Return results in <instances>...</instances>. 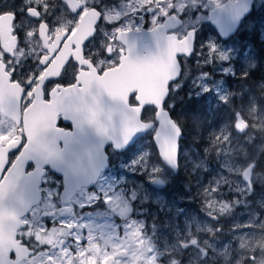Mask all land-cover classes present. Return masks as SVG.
Returning a JSON list of instances; mask_svg holds the SVG:
<instances>
[{
	"label": "rangeland",
	"instance_id": "obj_1",
	"mask_svg": "<svg viewBox=\"0 0 264 264\" xmlns=\"http://www.w3.org/2000/svg\"><path fill=\"white\" fill-rule=\"evenodd\" d=\"M229 1L235 0H182L178 7L158 9L166 16L173 12L183 18V28L178 31L182 37L200 30L195 53L166 104L190 129L180 140L178 173L159 158L152 140L155 132L150 133L128 163L121 165L122 175L108 187L116 192L103 201L107 210L98 214L102 219L92 216L95 214L79 218L71 211L57 214L55 221L69 230L68 240L73 243L68 248L64 240L51 244L49 253L30 264H80L79 258L86 260L75 244L84 240V220L91 241L99 240L106 249L102 264H264V0L254 1V12L242 25L252 34L239 31L226 42L207 20L210 10ZM130 16L131 10L121 3L106 14L107 19L122 21ZM150 24L155 29V17ZM184 97L207 101L197 115L188 112L189 108L181 110ZM219 112L223 116L215 117ZM228 112L234 113V122L226 116ZM237 112L251 124L244 136L234 132ZM150 114L145 116L154 118ZM2 128L8 132L3 134ZM13 129L0 119V139ZM252 165L250 189L242 174ZM157 179L165 182L164 189L154 188ZM50 198L48 195L33 219L51 220L58 201L56 196L54 202ZM241 210L247 216L239 220ZM244 219L253 230L239 237L234 234L235 226ZM202 247L205 254L200 252ZM207 248H212V255L206 253Z\"/></svg>",
	"mask_w": 264,
	"mask_h": 264
},
{
	"label": "flooded vegetation",
	"instance_id": "obj_2",
	"mask_svg": "<svg viewBox=\"0 0 264 264\" xmlns=\"http://www.w3.org/2000/svg\"><path fill=\"white\" fill-rule=\"evenodd\" d=\"M144 2L150 6L144 5ZM120 3L128 6L131 16L123 21L107 19V12ZM181 3L182 0H0V19L7 27L0 31V119L9 128H14L9 136L0 139V244L4 243V248H0V264H30L34 258L49 253L51 244L60 240H64L68 248L69 242L73 241L68 240L69 230L55 221L59 213L71 211L79 218L95 214L92 216L102 219L103 215L98 214L107 210L103 201L116 192L115 188L108 187L114 185L122 175L121 165L128 163L131 153L137 150L142 139L123 152L116 151L113 145L105 147L101 155L104 165L96 167L100 170L99 175L95 179L93 177L89 183L91 186L85 185L69 205L61 200L64 179L54 173L50 166L40 170L41 177L35 182L29 177L36 170V164L32 161H27L20 168L23 177L16 176L15 181L6 185L7 177L25 149L36 145L42 163L53 157L50 152L58 149L64 152L62 159L73 166L71 176L79 175L82 163H86L85 150L102 148L101 145L86 144L87 123L83 112L86 106L91 119H96L101 100H129V104H136L135 95L127 98L121 92V97L110 96L111 78L117 75L125 78L121 81L120 89L130 88L128 85L131 80L136 82L137 74L120 75L118 71L124 67L138 70L140 57L145 55L144 43L130 40L126 33L151 30V17H155L157 26L167 16L175 14L171 12L166 16L158 9L175 8ZM149 10L152 15H147ZM74 18H77L75 23ZM131 20L138 22L139 26L134 27ZM247 21L248 18L243 21L239 31L249 32L242 27ZM260 34L261 30L258 36ZM178 35L181 37L180 33ZM191 59L180 60L183 69ZM114 71L116 73L110 78L103 79L106 73ZM180 80L170 85L169 100ZM52 100H62V113L57 117L56 128L63 133V140H58L57 144L53 138L54 115L48 107ZM76 127H82L84 133H81V129L77 132ZM1 131L3 134L8 132L4 128ZM9 147L12 151L7 154ZM165 187L166 184L163 189ZM27 188L33 198L41 200V204L21 219V228L15 237L11 230L8 234L1 232L8 226L3 215L10 213L9 209H1L4 199L10 194L15 201L12 191L26 192ZM7 190L11 193L7 194ZM169 190L173 191L174 186H170ZM48 195L52 202L55 196L58 201L51 220L33 219L35 212L44 206ZM85 223L84 220V240L75 243L86 259L81 261L79 258L80 264H102L101 258L106 249L99 240L91 241L90 227ZM6 241L13 245L16 243L9 252L5 249ZM28 253L32 255L26 259Z\"/></svg>",
	"mask_w": 264,
	"mask_h": 264
},
{
	"label": "water",
	"instance_id": "obj_3",
	"mask_svg": "<svg viewBox=\"0 0 264 264\" xmlns=\"http://www.w3.org/2000/svg\"><path fill=\"white\" fill-rule=\"evenodd\" d=\"M254 0H238L223 3L209 12L208 18L211 27L219 35V37L227 41L232 38L244 19L252 14ZM0 19V31L6 27ZM183 25V22L176 16L167 18L162 26H157L152 31L132 32L129 34V39L135 42L144 43L145 55L140 57L138 70L135 68L124 67L120 71V75H139L136 82L131 80L130 88L121 90L122 77L118 75L111 78V97L130 96L137 94V107L129 106V100H101L100 108H98L97 118L91 119L88 115V105L84 112L87 128L85 130V138L87 145H101L99 149H86V163H82L79 169V175L71 176L70 172L73 166L68 164L65 159H62L64 152L58 149L50 152L53 156L46 162L40 160V151L38 146L25 149L22 156L17 160L16 165L7 177L6 185L15 181L16 176L21 175V167L32 161L36 164V170L29 175L30 180L35 182L40 178V170L47 166L59 177L64 179V191L61 196L62 203L69 205L74 197L85 186L89 185L91 179L99 175L98 167L102 163L101 155L104 154L106 145H113L118 151H124L134 141L152 132L155 124H145L141 122V116L145 108H154L156 110L155 120L158 122V129L153 137V143L158 151L162 162L171 169L174 174L179 171V154L180 140L182 138V130L172 119L170 113L164 110V105L169 96V86L175 83L181 74V66L179 59L182 57H190L193 52L195 42V31H189L186 38L178 41L175 36H169L168 32L175 31ZM6 31H8L6 29ZM140 33V34H139ZM149 43V47L145 43ZM157 46V49L154 47ZM106 76V75H105ZM104 76V77H105ZM91 104V103H90ZM53 112V138L54 143L58 140H63V133L56 128L57 117L62 113V100H55L52 105ZM125 123V125H124ZM124 126V129L121 126ZM84 133L82 127H76V131ZM249 130V125L244 121L241 113L235 115L234 132L239 136L244 135ZM108 131V132H107ZM122 133L123 135H119ZM59 137V138H58ZM7 154L12 151L9 147L6 149ZM43 152H46L43 150ZM40 161V163L38 162ZM74 164V163H73ZM105 167V166H104ZM255 166L252 165L245 170L242 179L251 187L252 172ZM104 169V168H102ZM23 173V172H22ZM19 182V181H18ZM24 182V181H23ZM25 183V182H24ZM26 184V183H25ZM27 185V184H26ZM165 183L162 180L154 182V188L162 189ZM15 187V186H14ZM28 187V185H27ZM11 191L7 190V194ZM16 200L7 195L4 199L5 203L1 209H9L10 213H4V217L8 221V226L1 232L13 231L15 237L17 231L21 228V219L27 216L30 211L37 205L41 204V200L37 197L33 198L31 193L26 189L14 190ZM13 209V210H12ZM217 221V218H213ZM17 224V225H16ZM15 225V226H14ZM16 228V229H15ZM16 245V243L14 244ZM11 242L6 241L5 249L7 252L14 246ZM0 248H4V243L1 242ZM99 249V247H96ZM32 253H28L26 258H29Z\"/></svg>",
	"mask_w": 264,
	"mask_h": 264
},
{
	"label": "trees",
	"instance_id": "obj_4",
	"mask_svg": "<svg viewBox=\"0 0 264 264\" xmlns=\"http://www.w3.org/2000/svg\"><path fill=\"white\" fill-rule=\"evenodd\" d=\"M187 98V97H186ZM185 97H184V102H183V104L181 105V110L182 111H185L187 108H189V111L188 112H190V113H192V114H199V111L202 109V107H203V104H204V102L205 101H207V99L206 98H204V97H200V98H198V97H194V98H191V99H186ZM170 100H168V102H169ZM167 102V103H168ZM148 112V115L150 116H152V114H150L151 112H153L154 113V111L153 110H148L147 111ZM146 114V113H145ZM172 114V118L176 121L177 120V115L175 114V113H171ZM232 114V115H231ZM228 115V117H230V121L231 122H234L233 121V119H234V113H230L229 114V112L226 114V116ZM235 115H236V113H235ZM222 117L223 116V114H222V112H219L218 114H216L215 115V117ZM146 117V116H145ZM148 118H150V117H148ZM149 120H153V118H150ZM178 120H179V118H178ZM186 121H180L179 120V122H178V125L183 129L182 131H183V135H185V136H187L188 135V133H189V131H190V129H189V127H187V125H186V123H185ZM182 143H185V139L182 141Z\"/></svg>",
	"mask_w": 264,
	"mask_h": 264
},
{
	"label": "bare ground",
	"instance_id": "obj_5",
	"mask_svg": "<svg viewBox=\"0 0 264 264\" xmlns=\"http://www.w3.org/2000/svg\"><path fill=\"white\" fill-rule=\"evenodd\" d=\"M155 48L157 49V47H155ZM133 61H134V59H133ZM119 135H123V134H122V133H119ZM263 193H264V192H263ZM247 211H248V210L245 209V212H247ZM243 213H244V210H241L240 213H239V215H240V219H241L242 217L247 216L246 214H245V215H242ZM253 221H255V220H253ZM245 222H246V223H245ZM235 228H236L237 231H236L234 234H235V235H238L239 237H241V236L244 235V234H248V233L252 232V230H253L252 224L247 223V219H244V220L242 221V224L239 225V226H235ZM235 238H236V237H235ZM235 238H234V239H235ZM203 251H205V248L202 247V249L200 250V252L203 253ZM207 251H208V252H207ZM215 252H216V251H215ZM206 253L209 254V255H212V248H207ZM203 254H205V253H203ZM232 254H234V251H233ZM245 254H246V252H245L244 254H240V256H241V257H242V256H245ZM248 254H249V253H248ZM211 261H213V260H209L208 263L211 262ZM213 262L218 263L217 261H213ZM218 264H219V263H218Z\"/></svg>",
	"mask_w": 264,
	"mask_h": 264
}]
</instances>
